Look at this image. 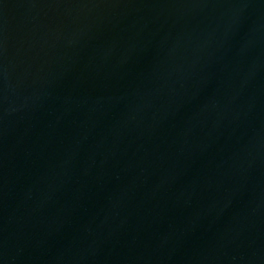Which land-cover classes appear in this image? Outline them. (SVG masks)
Returning <instances> with one entry per match:
<instances>
[{
	"label": "water",
	"instance_id": "water-1",
	"mask_svg": "<svg viewBox=\"0 0 264 264\" xmlns=\"http://www.w3.org/2000/svg\"><path fill=\"white\" fill-rule=\"evenodd\" d=\"M0 264H264V0H0Z\"/></svg>",
	"mask_w": 264,
	"mask_h": 264
}]
</instances>
